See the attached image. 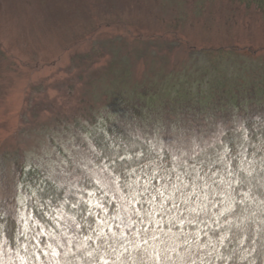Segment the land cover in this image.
<instances>
[{
    "label": "rangeland",
    "instance_id": "obj_1",
    "mask_svg": "<svg viewBox=\"0 0 264 264\" xmlns=\"http://www.w3.org/2000/svg\"><path fill=\"white\" fill-rule=\"evenodd\" d=\"M157 1L0 0V161H5L0 162V199L16 194L15 160L55 163L60 153L70 158L69 150L77 152L73 130L62 121L83 116V107L108 110L121 95L148 104L172 98L179 106L189 101L205 105L213 88H228V79L242 90L263 85L261 15L218 2L198 19L186 3L187 23L171 25L177 6ZM208 47L238 51L207 58L200 50ZM228 143L241 153L244 133L226 135L188 164L175 162L176 171L198 178L203 168H226ZM17 201L28 245L34 244L37 232L24 201ZM204 262V250L183 254L169 236L142 231L128 238L107 227L95 241L67 251L57 264Z\"/></svg>",
    "mask_w": 264,
    "mask_h": 264
},
{
    "label": "trees",
    "instance_id": "obj_2",
    "mask_svg": "<svg viewBox=\"0 0 264 264\" xmlns=\"http://www.w3.org/2000/svg\"><path fill=\"white\" fill-rule=\"evenodd\" d=\"M161 2L177 6L178 17L170 20L171 25L187 23L186 3L198 19L211 3L226 2L264 20V0ZM237 51L235 47L200 50L207 58ZM218 67L212 65L214 71ZM227 84L226 90L212 89L210 104L189 101L179 106L172 98L148 104L121 95L108 110L86 106L81 108L83 116L62 121L65 129L73 130L72 142L78 148L75 153L69 150L70 158L54 143L60 153L55 163L44 159L13 162L16 194L0 199V264H57L67 251L95 241L107 227L128 238L144 228L148 229L145 233L163 239L169 236L178 252L204 250L203 264H264V83L251 84L249 90L239 89L240 83L232 79ZM139 92L146 93L144 89ZM240 130L246 144L241 153L233 144L226 145V168H203L198 178L176 171L175 162L188 164ZM117 156L126 159H112ZM125 181H138L133 185L137 192L148 186V192L137 195V200L150 199L149 193L158 199L133 207L129 203L132 189L125 187ZM173 184L179 190L174 191ZM156 188L173 199L161 200ZM90 192L94 195L89 196ZM18 197L37 232L34 244L28 245L25 237ZM185 209L191 210L190 215L183 213ZM140 217L144 224L139 223ZM132 220L137 223L133 225Z\"/></svg>",
    "mask_w": 264,
    "mask_h": 264
},
{
    "label": "snow or ice",
    "instance_id": "obj_3",
    "mask_svg": "<svg viewBox=\"0 0 264 264\" xmlns=\"http://www.w3.org/2000/svg\"><path fill=\"white\" fill-rule=\"evenodd\" d=\"M128 158L130 159V157H128ZM112 159H113V160H115V159H126V157H123V156H117V157H113ZM161 159H162V158H161ZM192 167H195V164H193ZM126 171H127V169H126ZM164 171H165V173L167 174V171H168V170L165 169ZM134 173H135V170H134V169L131 170V171H129V172H128L129 177H131L132 175H134ZM155 175H156V176H159L160 174L157 172V173H155ZM164 178H165V177H161V179H164ZM167 178L170 179V176H168ZM177 179H179V177H177ZM119 180H120V176H119V175H116V176H115V180H114V182L117 184V187H119ZM134 184H137V185H138V181H133L132 183H128L127 181H125V187L128 188V189H132V192L130 193L131 199L129 200V203L132 204L133 207H135V204H137V203H140V204L149 203V204H150V203H152L153 201H156V200L158 199V197H157L156 195H151V194L149 193L150 199L137 200V199H136L137 195L143 197L144 194L148 192V186L146 185V186L143 188L142 191L137 192L136 189L133 188V185H134ZM162 187H163L165 190L168 189V185H167V184H164ZM185 187H188V185H185ZM172 189H173L174 191L179 190V189H178V186L175 185V184L172 185ZM155 191L159 194V198H160L161 200H172V199H173L172 195H169L168 197H165L164 191H162L161 188H156ZM93 195H94V193H91V192L89 193V196H93ZM173 206H176V205L173 204ZM161 207L163 208V203H161ZM145 213H146L147 215H151V213H149L147 210H145ZM129 219H131V217H129ZM131 223L134 225V224L137 223V221H136V220H132ZM139 223H140V224H144V223H145V220H144L143 217H140V218H139ZM156 224H157V226H159V221H156ZM147 230H148L147 228H144V229H143V231H145V232H146ZM138 231H139V230H138ZM154 238L158 239V237H154Z\"/></svg>",
    "mask_w": 264,
    "mask_h": 264
}]
</instances>
